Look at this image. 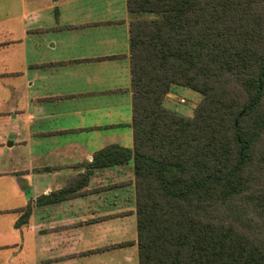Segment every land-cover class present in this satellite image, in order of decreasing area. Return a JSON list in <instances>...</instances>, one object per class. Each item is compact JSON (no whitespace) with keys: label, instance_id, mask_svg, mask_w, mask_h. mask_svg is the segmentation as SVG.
Segmentation results:
<instances>
[{"label":"trees","instance_id":"1","mask_svg":"<svg viewBox=\"0 0 264 264\" xmlns=\"http://www.w3.org/2000/svg\"><path fill=\"white\" fill-rule=\"evenodd\" d=\"M139 264H264V0H126ZM201 96L192 117L164 105ZM124 246L117 245L116 247Z\"/></svg>","mask_w":264,"mask_h":264},{"label":"crops","instance_id":"2","mask_svg":"<svg viewBox=\"0 0 264 264\" xmlns=\"http://www.w3.org/2000/svg\"><path fill=\"white\" fill-rule=\"evenodd\" d=\"M4 4L0 264H138L126 0Z\"/></svg>","mask_w":264,"mask_h":264},{"label":"rangeland","instance_id":"3","mask_svg":"<svg viewBox=\"0 0 264 264\" xmlns=\"http://www.w3.org/2000/svg\"><path fill=\"white\" fill-rule=\"evenodd\" d=\"M4 0H0V19L6 15ZM201 96L191 90L174 87L172 91L166 96L164 105L173 111L185 116L192 117L195 107L199 104ZM139 264V262H138Z\"/></svg>","mask_w":264,"mask_h":264}]
</instances>
